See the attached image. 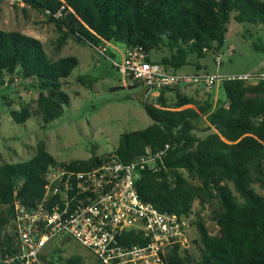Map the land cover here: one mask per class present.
<instances>
[{
    "label": "trees",
    "instance_id": "obj_1",
    "mask_svg": "<svg viewBox=\"0 0 264 264\" xmlns=\"http://www.w3.org/2000/svg\"><path fill=\"white\" fill-rule=\"evenodd\" d=\"M22 3L54 24L58 33L56 48L69 40L88 41L96 47L120 41L126 47L142 46L150 53L149 60L173 73L189 64L191 55L201 58L212 53L215 57L221 52L232 13L240 23L264 24V0H22ZM58 12L60 16H56ZM152 51L167 53L154 60ZM79 65L80 60L74 55L51 60L44 42L35 36L0 29V90L19 79L26 89L31 88L37 94L31 102L24 101L20 108L9 110L18 123L37 117L45 127L61 117L71 101L63 86ZM79 81L89 84L86 76H79ZM223 83L227 100L212 113L208 99L201 102L195 96L181 93L180 87L162 89L155 103L144 105L152 123L144 129L122 133L113 151L130 162L146 154L148 148L158 151L170 145L159 171L141 172L138 192L143 201L162 211L186 216L197 213L192 225L198 234L194 242L199 257L194 258L189 248L177 244L170 248L164 264H264V81L227 79ZM167 91L175 92L174 103L169 102ZM6 94L2 93L3 98H7ZM201 122L203 130L211 131L204 137L194 132L201 129L198 126ZM97 159L95 155L70 162L88 167ZM65 163L56 160L45 140L37 143L35 155L26 162L0 163L1 251H10L15 239L16 202L34 206L44 195L50 168ZM255 184L263 191H258ZM214 200L218 202L212 210V219L218 227L215 234L202 216ZM129 233L125 242H146L141 235L136 236L138 232ZM52 254L63 259L59 248ZM41 260L56 264L48 259V254L43 253ZM66 264L105 263L97 257L94 262H87L81 254H74Z\"/></svg>",
    "mask_w": 264,
    "mask_h": 264
},
{
    "label": "rangeland",
    "instance_id": "obj_2",
    "mask_svg": "<svg viewBox=\"0 0 264 264\" xmlns=\"http://www.w3.org/2000/svg\"><path fill=\"white\" fill-rule=\"evenodd\" d=\"M234 14L228 23L226 43L220 52L223 53L222 64H216L212 53L201 58L191 55L190 63L179 68L177 73L264 72V24L240 23L234 19ZM0 29L18 30L41 39L51 60L68 55L77 56L80 60V65L63 86L71 98L70 104L65 106L61 117L45 127L40 118L33 117L26 123H18L9 115L11 108H20L22 102L36 98L34 90L26 89L19 79L0 90V163L26 162L35 155L40 140L46 141L48 150L60 163L103 156L116 149L122 133L144 129L152 123L144 105L155 103L158 94L146 96L147 89L141 83L135 82L123 68L113 64V60L124 61L125 43L112 40L96 47L88 41L77 43L69 40L61 48H56L58 33L54 24L41 12L25 8L21 1L15 0L0 1ZM229 51L233 53L229 54ZM164 53L152 51L151 56L157 60ZM79 76H86L90 85L79 81ZM223 82L217 81L211 89L190 85H181L180 88L188 93L193 90V96L201 102L208 99L212 105L209 113H212L227 100ZM3 92L7 93V98H3ZM168 99L170 103L176 101L174 91H169ZM203 123L198 125L201 129L194 131L199 137L211 132L203 130ZM255 188L263 191L258 184ZM217 206L218 202L214 200L204 216L213 234L218 230L212 219V210ZM196 238L198 234L193 227L187 248L194 258L199 257L194 242ZM62 240L63 237L58 236L44 249V254H48V259L56 264H66L74 254H81L87 262L96 260L93 253L76 239ZM56 248L61 249L62 260L57 254H52Z\"/></svg>",
    "mask_w": 264,
    "mask_h": 264
},
{
    "label": "built area",
    "instance_id": "obj_3",
    "mask_svg": "<svg viewBox=\"0 0 264 264\" xmlns=\"http://www.w3.org/2000/svg\"><path fill=\"white\" fill-rule=\"evenodd\" d=\"M60 15L61 12L56 14ZM149 57L142 46H130L122 63L113 60L114 66L142 83L146 96L181 85L211 89L219 80L264 81V72L258 71L173 73ZM214 58L221 65L223 53ZM169 146L158 151L148 148L146 154L130 162L111 152L98 156L88 167L75 166L70 161L51 167L43 197L32 207L16 202L15 239L10 251L0 250V264H45L41 255L58 236L76 239L105 264H164L171 247L188 246L192 221L198 218L195 211L177 215L140 198L137 180L141 172L159 171ZM131 231L138 232L136 236L141 235L146 242H125Z\"/></svg>",
    "mask_w": 264,
    "mask_h": 264
},
{
    "label": "crops",
    "instance_id": "obj_4",
    "mask_svg": "<svg viewBox=\"0 0 264 264\" xmlns=\"http://www.w3.org/2000/svg\"><path fill=\"white\" fill-rule=\"evenodd\" d=\"M252 71V70H251ZM245 72H250V71H245ZM245 72H241V73H245ZM181 93H184V94H187V95H189V96H193V90H191L192 92L191 93H188L187 91H185V90H182L181 88H180V90H179ZM155 94H158V92H156ZM168 94H169V91H167L166 92V96L168 97Z\"/></svg>",
    "mask_w": 264,
    "mask_h": 264
}]
</instances>
